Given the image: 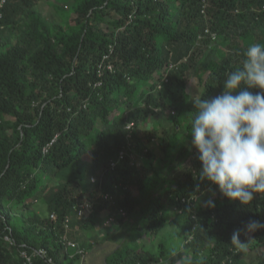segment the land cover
Masks as SVG:
<instances>
[{
  "label": "trees",
  "instance_id": "trees-1",
  "mask_svg": "<svg viewBox=\"0 0 264 264\" xmlns=\"http://www.w3.org/2000/svg\"><path fill=\"white\" fill-rule=\"evenodd\" d=\"M47 2L58 17L47 18L36 0H6L0 7V264H24L23 248L46 249L53 260L38 256L34 264H76L81 255L66 252L62 234L74 239L77 223L92 231L106 207L123 219L119 209L134 215L141 203L139 223L105 264H166L164 242L156 257L139 240L146 232L158 234L173 207L185 240L174 262L264 264V229L232 240L247 221L264 223V196L243 206L201 180L188 136L192 102L219 95L249 44L264 43V0ZM161 114L173 122L172 131L143 127ZM123 149L129 155L111 169ZM134 151L147 156L149 166L135 162ZM88 152L91 160L84 157ZM211 189L221 195L202 202ZM101 191L114 200L104 201ZM86 199L93 211L79 219L75 206ZM36 202L50 214L30 212L26 220L12 212Z\"/></svg>",
  "mask_w": 264,
  "mask_h": 264
},
{
  "label": "clouds",
  "instance_id": "clouds-1",
  "mask_svg": "<svg viewBox=\"0 0 264 264\" xmlns=\"http://www.w3.org/2000/svg\"><path fill=\"white\" fill-rule=\"evenodd\" d=\"M222 86L219 95L192 102L188 136L202 165L200 179L247 206L257 194L264 196V43L249 44L242 66L228 72ZM261 229L264 223L249 220L232 240Z\"/></svg>",
  "mask_w": 264,
  "mask_h": 264
},
{
  "label": "rangeland",
  "instance_id": "rangeland-1",
  "mask_svg": "<svg viewBox=\"0 0 264 264\" xmlns=\"http://www.w3.org/2000/svg\"><path fill=\"white\" fill-rule=\"evenodd\" d=\"M37 5L36 8L41 13H43L47 18L52 17H58V13L54 9L52 5H50L47 0H36ZM63 5L67 6L65 2H62ZM197 78H192L190 82V89L196 90V84H197ZM152 83V81H150ZM149 83V84H150ZM194 90V91H195ZM160 126L165 127L168 130H173L174 124L169 119V117L165 114H161L159 116H152L150 118V121L148 123L144 124L145 129H158ZM160 151L158 150V153ZM136 155L135 162H139L140 164L145 165L146 167L149 166L151 160L142 154L133 152V155ZM161 155V152H160ZM85 159L91 160V152H88L85 154ZM178 172V171H177ZM180 172V171H179ZM117 194L121 192V190H117ZM135 195H139L138 190L134 189ZM221 194L216 189H211L208 192L201 195L200 200L203 201H215V199ZM145 204L141 203L138 205V212L134 215H126V217H123V219H120L117 217V212L115 208L106 207V209L103 210L99 217V222L96 225V228L92 231H85L82 229H79L76 226L73 228L75 231L74 234V240H76L78 243H86L91 242L93 243V247H86V251L90 252V254L86 255V260L83 262L80 260L78 261V264H104L105 257L108 256L111 252H113L115 249L120 247L125 240L129 239V231L130 229L136 225L137 220L139 219L138 216L141 214V211L143 210V206ZM47 206L42 202H36L35 206L31 208L28 213L25 211V209H12L13 214L15 217L17 216H23L26 218V220L29 217V213L33 212L35 214L47 216L49 215V211L46 208ZM168 223L161 227L158 234L153 235V233L146 232L141 238V248H144L146 250H150L156 257H161L160 253L162 250V243L164 242L165 247V256L164 259L161 261L166 264H179L181 262V259H177L175 262L173 258L177 257L179 253H182L184 250V244L185 240L183 238V235L181 234L182 227H183V219L180 217V215L177 213V210L175 207L170 208L168 211ZM110 217H114L115 220L109 222ZM172 221V222H171ZM72 229V230H73ZM73 231V232H74ZM80 232V233H79ZM145 243V244H143ZM68 259L65 260V264H69ZM104 263H103V262Z\"/></svg>",
  "mask_w": 264,
  "mask_h": 264
},
{
  "label": "built area",
  "instance_id": "built-area-1",
  "mask_svg": "<svg viewBox=\"0 0 264 264\" xmlns=\"http://www.w3.org/2000/svg\"><path fill=\"white\" fill-rule=\"evenodd\" d=\"M5 2H6V0H1L0 7H2ZM1 15L2 14L0 11V17H1ZM206 32L210 33L213 38L216 37V33L211 32L209 29H206ZM102 66H103V64H101V68H102ZM105 66L110 70L113 69L111 64H106ZM103 68H104V66H103ZM171 68H172V66H171ZM100 74H102V73H100ZM132 127H133V123H130L128 125V128H132ZM44 150L48 151V147H46ZM128 155H129V153H128L127 149L121 150L118 157L115 159H112L110 161L111 169H115L117 167L118 163L121 160L125 159V157ZM131 157H133V154H131ZM92 180L95 181L96 179L93 177ZM114 187L116 190H118L120 188V185L116 184ZM100 197L104 201H113L114 200V195L109 191H101ZM198 198H199L198 196L193 197L194 200H198ZM183 201H186V199L184 198ZM189 202H190V199H189ZM93 208H94V202L92 200L86 199V200L76 204L75 211H76L78 218L83 219L92 213ZM119 213L124 217H126V215H127L126 210L123 208L119 209ZM51 218L52 219L56 218L55 212H53L51 214ZM114 220H115L114 217H110L109 222L114 221ZM63 223H64V226L66 227V229L68 231L70 229L71 217L68 215L64 219ZM4 238L6 241L10 242L11 244L15 243L11 234H6ZM60 241L64 244V246L66 248V252H68L70 255L74 256L75 254H79V255H81L82 258L85 257L86 251L83 248H81L80 244L77 241L70 239L67 233L62 234ZM21 256L24 259V264H34V259H35V257H38V256L47 257L49 262L53 261L52 257H50L48 255V251L46 249H42V248L33 249L32 251H29L28 249L23 248L21 250ZM150 264H154V263H150Z\"/></svg>",
  "mask_w": 264,
  "mask_h": 264
},
{
  "label": "crops",
  "instance_id": "crops-1",
  "mask_svg": "<svg viewBox=\"0 0 264 264\" xmlns=\"http://www.w3.org/2000/svg\"><path fill=\"white\" fill-rule=\"evenodd\" d=\"M72 240H74V239H72ZM74 241H76V240H74ZM85 250V249H84ZM86 251V250H85ZM88 254H90V252H87L86 251V255H88ZM86 255H85V257L84 258H82V257H80V259H79V261L81 260L82 262L84 261V260H86ZM109 255V254H108ZM71 257L73 256V255H70ZM107 257V256H106ZM106 257H105V260H104V262L106 261ZM103 262V261H102ZM103 262V263H104ZM79 262L77 261L76 262V264H78ZM105 264V263H104Z\"/></svg>",
  "mask_w": 264,
  "mask_h": 264
}]
</instances>
